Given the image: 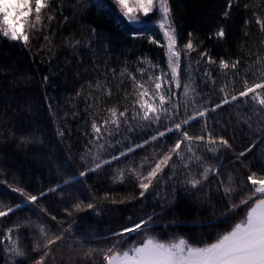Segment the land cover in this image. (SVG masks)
Wrapping results in <instances>:
<instances>
[{
	"label": "trees",
	"instance_id": "obj_1",
	"mask_svg": "<svg viewBox=\"0 0 264 264\" xmlns=\"http://www.w3.org/2000/svg\"><path fill=\"white\" fill-rule=\"evenodd\" d=\"M60 2L53 0L55 19L49 27L28 32V45L0 35V210L23 205L0 217V241L12 228V240H18L21 248L36 256L30 250L37 230L34 223L29 225L27 222L39 219L52 225L72 223L78 238H90L94 244L106 246L112 241L105 240V236L133 226L134 222L149 214L154 216L151 229L166 240L211 241L219 231L243 215L238 210L230 220L222 219L227 211V202L221 199L222 192H215V180L211 183L215 193L211 202L204 196L208 188L200 192L185 191L177 184L174 203L162 211L160 204L165 201L158 203L154 196L147 194L146 198H140V190L134 180L128 178L124 183L113 181L112 175L128 163L127 159L112 161L98 172H88L91 165L86 167L81 160L90 147V114L99 121L109 107L118 106L123 110L128 103L124 100L126 92L131 98V81L119 75L121 69L127 66L129 71L136 73L140 58L145 57L166 69L162 31L154 22L134 26L122 16L114 0H63L62 10ZM168 3L176 29L177 48L181 51L182 83L186 79L183 69L190 63L197 91L207 97V100L198 99L197 104L210 106L219 102L224 95L222 88L229 93L242 90L244 69L254 64L257 57L264 59V32L255 23L256 15L264 18V0H168ZM64 17H68L67 22ZM221 28L225 36L218 38L216 33ZM92 29L96 30L95 33ZM189 33H192L196 50L185 56L183 45L190 38ZM45 35L51 43L44 39ZM149 36L159 43L152 44ZM74 40L81 42L75 50L67 46ZM201 52H207L215 63H207V57H201ZM221 58L229 62L239 59L241 75L234 77L231 70L227 75L222 74L219 69ZM139 66L146 67L145 64ZM258 67L255 65V74L248 76L249 84L260 81V73L255 71ZM206 72L211 75L206 77ZM137 79H140L138 73ZM97 80L111 88V96L96 92ZM78 92L81 95L77 96ZM97 96L101 97L99 101ZM89 103L94 106L89 108ZM238 113L252 117L251 128L242 120L237 122ZM259 119L254 115L251 101L246 106L243 99L209 113V129H214L215 134L223 135L232 143V149L220 154L225 179L231 172L239 181L264 166V142H260V133L256 130ZM229 121H232L231 125ZM203 124V120H198L186 130L190 135L202 134ZM153 131L136 132L130 141L117 145L110 154H118L125 143H141ZM175 139L176 134H169L159 143L170 145ZM253 143H256L253 151L237 161L239 152ZM155 147L137 149L132 159L139 163L140 158L152 153ZM205 156L209 164L215 166L218 163L211 159V154L205 153ZM249 163L250 168L246 166ZM81 171L88 174L80 178ZM187 177L185 172L178 179ZM74 178L78 182L64 185L65 180ZM58 185L62 190L48 191ZM17 188L36 195L37 202L26 203V197L13 190ZM41 193L45 195L41 196ZM105 193L117 200L125 199V203L105 201L102 199ZM171 194V188L160 193L161 197ZM93 199L98 203V212L73 210L75 203L83 201L86 205ZM66 208L72 211L71 216L65 212ZM51 215H55L57 221H51ZM124 238L131 243L140 237L133 232L125 234ZM3 247L0 244V264H5ZM54 252L59 264H69V257L74 258V264H81V253L70 252L66 247L54 249Z\"/></svg>",
	"mask_w": 264,
	"mask_h": 264
},
{
	"label": "snow or ice",
	"instance_id": "obj_2",
	"mask_svg": "<svg viewBox=\"0 0 264 264\" xmlns=\"http://www.w3.org/2000/svg\"><path fill=\"white\" fill-rule=\"evenodd\" d=\"M52 3L53 0H0V35L11 41L28 45L29 31H42L55 19L56 9L52 8ZM114 3L122 16L131 23L138 21L136 13H142L143 16L148 17L155 11L160 15L158 27L164 37L167 64L165 69L145 57L140 58L136 73L129 71L127 66L121 69L119 75L131 81V98L126 92L124 100L128 103L123 110L118 106L109 107L99 121L90 114L92 117L91 137L88 141L90 147L86 152L87 159L85 156L81 157L86 167L91 165L88 167V172H98L106 165H110L112 161L127 159L128 163L112 175L113 181L124 183L128 178L134 180L135 186L140 190V198H146L147 194L154 196L158 203L161 200L165 201L160 204L162 211L168 204L174 203L177 184L181 185L185 191L200 192L208 188L204 196L207 197L208 202H211V197L215 194L211 183L215 180L217 182L215 192H222L221 199L227 202V211L222 219L230 220L232 216L237 215L238 210L243 215L229 227L219 231L211 241H192L185 238L166 240L155 234L150 227L154 222V216L149 214L134 222L133 226L124 227L121 231L105 236V240L112 241L106 246L94 244L90 238H78L72 223L57 222L52 225L46 220L38 219L35 222L29 220L27 223L29 225L34 223L37 230V237L30 251L37 255H30L28 250L20 247L18 240L13 241L14 232L12 228H9L5 238L0 241V244L4 246L5 264H59L54 249L62 247H66L70 252L81 253V264H264V166L258 171H251V174L239 181L231 172L225 179L224 164L220 160V154L232 149V143L223 135L215 134L214 129H209L208 125L210 112H215L222 106L231 105L241 99L247 106L250 100L254 115L260 117L256 122V130L260 133L259 140L264 142V59L257 57L254 64L247 65L244 69V75L241 77L242 90L229 93L222 88L224 95L219 102L210 106L198 105V99L207 100V97H203L197 91L198 85L193 78L190 63L188 68L183 69L186 79L182 83L181 51L177 48V34L168 0H159L158 4L157 0H114ZM59 7L62 10L63 0ZM67 20L68 17H64V21L67 22ZM255 23L259 25L261 32H264V18L256 15ZM95 31L92 29L93 33ZM216 36L223 38L224 29L221 28ZM189 37L187 43L183 45L186 50L185 56H189L196 50L191 38L192 33H189ZM44 39L51 43L47 35ZM149 39L152 44L159 43L150 36ZM80 43L79 40H74L67 46L75 50L80 47ZM200 56L207 57L209 64L215 63L207 52H201ZM139 64H145L146 67H140ZM255 65L259 66L255 71L260 73V81L249 84L248 76L255 74L253 71ZM239 66V59L231 62L223 58L219 60V69L225 75L228 70H231L234 77L240 76ZM112 72L115 75L114 69ZM137 73L140 79H137ZM204 75L208 77L211 74L206 72ZM213 83H215L214 80ZM92 87L90 83L89 88ZM95 90L97 93H105L108 96L112 94L111 88L99 80L95 84ZM79 95H81L80 92L77 93V96ZM91 99L90 91L89 100ZM96 99L99 101L101 97L97 96ZM93 106L91 103L88 104L89 108ZM238 117L237 122L242 120L248 124L249 128L252 127L251 116L238 113ZM198 120L204 121L202 134L190 135L186 130L187 127ZM231 123L232 121H229V125ZM147 129H154V131L141 143H125L118 154H110L117 145L130 141L133 134ZM59 134L63 135V132ZM169 134H176L174 143L160 144L159 141L166 140ZM232 139L234 140L235 137ZM152 145H156L152 153L141 157L139 163L132 159L137 149ZM255 147L256 143H253L240 151L236 160L239 161L241 157L251 153ZM205 153L211 154V159L217 160L218 163L215 166L209 164ZM246 166L250 168V163ZM88 172L81 171L79 177H85ZM185 172L188 173V177L185 180H179L178 177ZM73 182L78 180L75 178L65 180L64 185ZM169 188L172 189V194L161 197L160 193L167 192ZM13 190L26 197V203L35 204L38 200L36 195H29L23 189ZM58 190H62L59 185L48 191ZM40 195L43 196L45 193ZM102 199L110 200L112 204L125 203V199L117 200L110 197L109 193H105ZM22 206L17 204L15 208L9 207L7 211L0 210V217H5ZM86 209L98 212L97 201L93 199L86 205L80 201L73 205L75 212ZM65 212L68 216L72 215V211L67 208ZM51 221H57V217L51 215ZM18 231L17 226L16 232ZM133 232L140 238L129 243V240L124 238L125 234ZM69 264H74V258L69 257Z\"/></svg>",
	"mask_w": 264,
	"mask_h": 264
},
{
	"label": "rangeland",
	"instance_id": "obj_3",
	"mask_svg": "<svg viewBox=\"0 0 264 264\" xmlns=\"http://www.w3.org/2000/svg\"><path fill=\"white\" fill-rule=\"evenodd\" d=\"M159 0H157V4H158ZM137 17H138V21L135 23H131L134 26H142L144 24L150 23V22H154L155 24H159V20H160V15L157 12H153L150 13L148 17L143 16L142 13H136ZM154 15V17H153Z\"/></svg>",
	"mask_w": 264,
	"mask_h": 264
}]
</instances>
